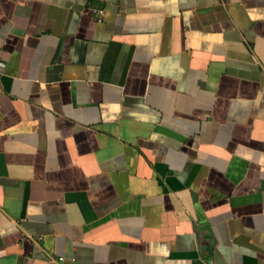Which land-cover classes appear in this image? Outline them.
<instances>
[{
    "label": "crops",
    "instance_id": "obj_1",
    "mask_svg": "<svg viewBox=\"0 0 264 264\" xmlns=\"http://www.w3.org/2000/svg\"><path fill=\"white\" fill-rule=\"evenodd\" d=\"M0 264H264V0H0Z\"/></svg>",
    "mask_w": 264,
    "mask_h": 264
}]
</instances>
